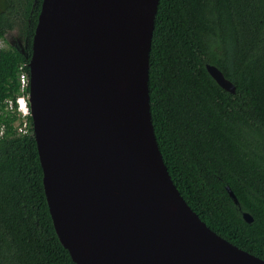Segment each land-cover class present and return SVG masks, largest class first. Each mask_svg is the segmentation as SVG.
Instances as JSON below:
<instances>
[{
    "label": "water",
    "instance_id": "obj_1",
    "mask_svg": "<svg viewBox=\"0 0 264 264\" xmlns=\"http://www.w3.org/2000/svg\"><path fill=\"white\" fill-rule=\"evenodd\" d=\"M158 1L41 2L29 103L55 232L76 264H264L200 219L164 163L148 88Z\"/></svg>",
    "mask_w": 264,
    "mask_h": 264
},
{
    "label": "trees",
    "instance_id": "obj_2",
    "mask_svg": "<svg viewBox=\"0 0 264 264\" xmlns=\"http://www.w3.org/2000/svg\"><path fill=\"white\" fill-rule=\"evenodd\" d=\"M41 2L0 0V103L15 97L18 67L29 71ZM13 31L19 40H9ZM206 64L235 91L220 87ZM148 88L157 143L180 194L214 232L264 259V0H159ZM4 107L0 264H76L53 226L32 119L18 132Z\"/></svg>",
    "mask_w": 264,
    "mask_h": 264
},
{
    "label": "built area",
    "instance_id": "obj_3",
    "mask_svg": "<svg viewBox=\"0 0 264 264\" xmlns=\"http://www.w3.org/2000/svg\"><path fill=\"white\" fill-rule=\"evenodd\" d=\"M17 75L18 88L15 93V97L6 98L2 103L5 104V111L16 114L17 120L14 124L17 131L25 132L28 125V118L29 116L31 117V112L29 103V71L25 69L24 64H21L18 67ZM1 132L2 131H0V133Z\"/></svg>",
    "mask_w": 264,
    "mask_h": 264
},
{
    "label": "bare ground",
    "instance_id": "obj_4",
    "mask_svg": "<svg viewBox=\"0 0 264 264\" xmlns=\"http://www.w3.org/2000/svg\"><path fill=\"white\" fill-rule=\"evenodd\" d=\"M132 24H134V23H132ZM137 25V24H136ZM144 31V30H143ZM145 33V32H144ZM145 35H146V33H145ZM145 35H142L141 37H138V35L137 36H135L136 38H135V42H136V44H139V47L141 46V42L144 40V36Z\"/></svg>",
    "mask_w": 264,
    "mask_h": 264
},
{
    "label": "rangeland",
    "instance_id": "obj_5",
    "mask_svg": "<svg viewBox=\"0 0 264 264\" xmlns=\"http://www.w3.org/2000/svg\"><path fill=\"white\" fill-rule=\"evenodd\" d=\"M16 34V32L15 31H13L10 35H9V40L10 41H12V40H19V38L15 35ZM17 42H19L20 43V41H17Z\"/></svg>",
    "mask_w": 264,
    "mask_h": 264
},
{
    "label": "clouds",
    "instance_id": "obj_6",
    "mask_svg": "<svg viewBox=\"0 0 264 264\" xmlns=\"http://www.w3.org/2000/svg\"><path fill=\"white\" fill-rule=\"evenodd\" d=\"M0 44H1V42H0Z\"/></svg>",
    "mask_w": 264,
    "mask_h": 264
}]
</instances>
